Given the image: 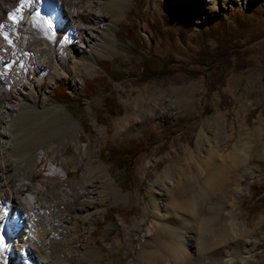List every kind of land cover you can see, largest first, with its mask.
Returning a JSON list of instances; mask_svg holds the SVG:
<instances>
[{
    "label": "rangeland",
    "instance_id": "obj_1",
    "mask_svg": "<svg viewBox=\"0 0 264 264\" xmlns=\"http://www.w3.org/2000/svg\"><path fill=\"white\" fill-rule=\"evenodd\" d=\"M171 1L183 7L173 12L174 27L166 17L165 0H96L102 4L106 24L104 40L93 51L76 57L59 43H41L53 51L55 61L49 56L43 59L38 81L41 84L52 75V69L58 74L46 90L47 103L61 104L79 122L77 141L89 145L91 156L88 162L79 153L81 161L77 158L73 167L69 159L75 151L69 140L60 166L70 183L79 179L86 186L92 177L98 179L83 204L74 200L54 208L62 223L51 233L49 249L68 239L66 264H151L154 253L156 258L166 256L169 246L196 237L199 230L197 241L207 242L201 227L218 205H224L223 212L232 210L238 225L244 224V238L251 243L246 246L249 250L239 247L238 255L246 257V264L264 262V205L251 199L249 191L251 185L264 187V0H203L202 5L199 0ZM80 6L89 11L85 2ZM249 9L263 14H256L252 26L234 43L217 44L204 29L210 19L228 21L236 11ZM145 60L150 61L147 69ZM11 69L17 78H11L10 84L17 90L22 80L19 63L5 67L6 72ZM58 83L66 85L82 108L75 111V104L52 98ZM106 95L114 100L110 113L103 103ZM32 97L38 101L40 94L32 92ZM145 130L156 135L146 139ZM130 140L141 141L143 148L127 189L122 170L108 156ZM234 161L243 163V175L235 176L237 189L227 194L224 187ZM87 170L91 174L83 175ZM179 198L205 208L198 220L191 221L187 212L176 214L182 224L176 233L165 205ZM109 215L113 218L107 220ZM234 241L208 251L199 249L189 264H213L210 256L216 249L222 247L224 255ZM15 249L11 245L7 253L13 263L21 258Z\"/></svg>",
    "mask_w": 264,
    "mask_h": 264
},
{
    "label": "bare ground",
    "instance_id": "obj_2",
    "mask_svg": "<svg viewBox=\"0 0 264 264\" xmlns=\"http://www.w3.org/2000/svg\"><path fill=\"white\" fill-rule=\"evenodd\" d=\"M82 2L87 4L89 11L80 6ZM205 2L199 0V5ZM101 6L96 0H28L26 7L20 4V0H0V25H3L0 32L11 41L9 44L0 36V180H4L0 183V241L4 229L10 233L9 243L4 246L0 244V264H66L69 258L68 239L56 242L57 246L49 249L50 235L62 223L61 215L54 212V208L68 206L74 200H80L83 204L94 192L98 179L92 177L86 186L81 185L79 179L70 183L66 169L60 166L65 159L64 145L69 140L73 142L75 151L69 159L73 160V167H76L77 158L81 161L79 153L84 154L88 162L91 156L88 154L89 145L77 141L79 122L71 119L61 104L47 103L46 90L53 85L58 74L55 75L52 69V75L41 84L38 81L37 75L45 65L43 59L49 56L55 61L53 51L51 54L48 46L42 48L41 43L46 44L47 40L52 45L59 43L76 57L87 54L100 45L101 39L104 40L102 32L106 22ZM17 7L20 8L19 12L15 11ZM10 12L16 17L15 22L8 19ZM52 17L58 23L54 34H50L47 25ZM14 63H19L22 74L17 90L12 89L10 84L11 78H17L16 70L5 71V65L9 67ZM32 92L40 94L38 101L32 97ZM93 157L96 161V154ZM235 164L234 161L232 170L227 173L229 183L224 187L227 194L237 189L235 176L239 174L237 178H240L243 175L240 169L243 163L241 166ZM90 174L89 170L83 173ZM4 186H7L5 190ZM190 196L189 192V199ZM192 201L179 198L171 205H165L173 232L179 233L178 229L182 226L176 214L184 215L187 212L192 217L191 221L195 217L198 220L205 205H192ZM223 206H215V214L213 211L209 218H204L206 225L201 229L207 232V242L197 241L201 233L199 230L196 237L188 236L186 242L179 241L177 245L169 246L166 256L156 258L158 254L154 253L150 263L189 264L199 255V249L208 251L235 240L231 246L233 248L226 250L224 255L221 253L222 247H219L210 258L213 264H246V257L238 255L237 250L239 247L243 251L249 250L246 246L251 243L249 238H244V224L238 225L233 211L223 212ZM75 221L70 223L71 227ZM74 239L71 243H76ZM11 245L16 246L15 250L21 257L20 261L15 259V263L7 255Z\"/></svg>",
    "mask_w": 264,
    "mask_h": 264
},
{
    "label": "trees",
    "instance_id": "obj_3",
    "mask_svg": "<svg viewBox=\"0 0 264 264\" xmlns=\"http://www.w3.org/2000/svg\"><path fill=\"white\" fill-rule=\"evenodd\" d=\"M165 6L168 11L166 14V17L170 23L171 26H175L176 23V15L173 13L176 10H182L183 7L177 6L176 3H174L171 0H165ZM133 11V8H131ZM263 14V10L258 11L256 9H249V10H240L236 11L232 19H226L224 18H213L204 23V29L206 32L210 35V37L213 38V40L220 45L227 44V43H234L236 39H240L244 36L247 29L252 26L253 20L255 18L256 14ZM228 23L231 24V27L228 26ZM264 30H262L263 32ZM252 34L250 37L251 40H254L258 38L261 33ZM131 34V33H129ZM137 42V41H136ZM149 60H145V67H147ZM116 74H124L122 71H116ZM52 98L55 100H63L64 103L70 104V106H73L75 104V111L82 108V103L79 99L74 98L70 92L68 91L66 85L62 83H58L52 92ZM103 103L105 104V108L110 112L113 110L114 106V100L111 96H104L103 97ZM69 112V111H68ZM144 138L149 139L152 136L154 137L156 134L149 132L147 130L144 131ZM150 140V139H149ZM143 148V144L141 141H134L130 140L127 143H121L119 144L114 151L109 155L108 157L111 158L110 160L112 163L120 170H122V183L123 185L128 189L131 187V169L135 163V159L138 156V154L141 152V149ZM102 155H105L104 151H101ZM251 199L256 200L260 206L264 205V187L261 185H251L249 187ZM250 211H254V207L250 208ZM113 214V213H111ZM113 218V215H109L107 220H110ZM106 221V218L102 221L98 222L97 225H102ZM96 225V228L98 226ZM261 264H264L262 262Z\"/></svg>",
    "mask_w": 264,
    "mask_h": 264
},
{
    "label": "snow or ice",
    "instance_id": "obj_4",
    "mask_svg": "<svg viewBox=\"0 0 264 264\" xmlns=\"http://www.w3.org/2000/svg\"><path fill=\"white\" fill-rule=\"evenodd\" d=\"M27 3H28V0H20V4L23 5V6H25V7L27 6ZM15 11L16 12H19L20 11V8L17 7ZM8 19L11 20V21H13V22H15L16 17L10 12L8 14ZM2 27H3V25H0V28H2ZM0 36H3L4 40L7 41L9 44H11V41L8 40L7 35H5L2 32H0ZM5 67H7V65H5Z\"/></svg>",
    "mask_w": 264,
    "mask_h": 264
}]
</instances>
